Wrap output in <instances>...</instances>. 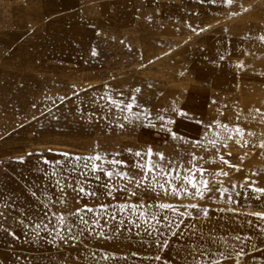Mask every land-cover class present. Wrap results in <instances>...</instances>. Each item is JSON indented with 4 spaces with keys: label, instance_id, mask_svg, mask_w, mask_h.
Segmentation results:
<instances>
[{
    "label": "rangeland",
    "instance_id": "374dc122",
    "mask_svg": "<svg viewBox=\"0 0 264 264\" xmlns=\"http://www.w3.org/2000/svg\"><path fill=\"white\" fill-rule=\"evenodd\" d=\"M262 37L264 0H0V264H157L148 259L158 249L144 227L128 231L125 223L117 231L112 222L91 235L85 232L82 242L68 243L53 239L55 233L49 235L43 225L36 228L46 206L61 196L67 208L53 210L112 203L71 188L62 193L54 170L75 167L77 155L99 151L119 153L129 162L128 171L143 176L131 167L136 157L126 150L146 152L148 146L185 162L190 152L204 156L203 166L213 174H205L209 187L222 184L228 192L223 197L215 192V200L207 199L213 195L209 192L197 201L210 210L197 223L203 240L196 239L223 237L229 256L221 264H264V233L251 215L264 211V195L239 187L242 182L264 187ZM109 95L122 102L119 108ZM133 96V112L122 111ZM174 102L187 117L173 111ZM157 114L171 116L172 129L189 142L145 126L158 125ZM214 120L244 130L231 139L225 135L226 148L217 145L239 170L218 158L209 160L215 155V149L206 150L210 145L193 147L197 138L204 140V125ZM217 169L228 175L215 176ZM151 181L149 174L145 184ZM92 187H98L94 181ZM153 197L155 192L149 193L146 202ZM126 198L117 194L118 200ZM159 199L176 200L162 190ZM103 215L97 217L101 225ZM176 239L170 238L163 256H176L171 247ZM241 249L243 255L237 256Z\"/></svg>",
    "mask_w": 264,
    "mask_h": 264
},
{
    "label": "snow or ice",
    "instance_id": "6c2138e0",
    "mask_svg": "<svg viewBox=\"0 0 264 264\" xmlns=\"http://www.w3.org/2000/svg\"><path fill=\"white\" fill-rule=\"evenodd\" d=\"M225 2L230 4L232 0H225ZM261 39H264V37ZM136 91L139 92L140 89L137 88ZM107 99L118 108L122 103L115 100L111 95ZM136 106L137 101L135 96H133L125 104L122 111L133 112ZM173 111L179 116L187 117L188 115L184 109L176 107L175 102L173 103ZM124 119L127 120L128 117L125 116ZM155 119L160 122L158 125L152 123L145 126L159 127L161 131L170 133L172 138L184 140L186 143L189 142L183 136L178 137V134L172 129L171 126L175 121L171 116L157 114ZM200 123L203 122L201 121ZM243 131L238 124L229 126L226 123L214 120L204 125L202 133L204 140L197 138L193 147L197 144L201 147L210 145V149L206 148V150L215 149V155L209 156V160L218 158L223 163L230 164V161L226 160L223 155H220V149L217 148V145L220 144L226 148L228 145L224 140L225 135L228 139H231L233 133L242 135ZM210 132L213 137L212 139H208ZM260 147L264 148V142L260 143ZM126 151L136 157V159L132 160L131 167L141 170L143 176L128 171L129 162L118 158L120 156L119 153L114 155L101 154L99 151L85 156L77 155L73 159L75 167L61 169L59 173L54 170L52 175L56 177V184L62 193L66 188H71L73 191H78L83 196L90 198H111L112 203L95 205L86 203L81 205V207L66 211L53 210L54 207L61 205L67 208L68 202L64 196H61L52 200L46 206L44 216L40 220V223L36 224V228L39 229L43 225V230L46 233L49 235L55 233L53 239L58 238L60 241L68 243L69 239L73 242L81 241V237L85 232L91 235L93 232H96L97 228L108 227L112 222H115V230L117 231L125 223H128L130 225L127 229L128 231H131V226L133 225L137 228L144 227L145 233L152 237V241L158 251L151 257H148V259L157 262V264H221V261L228 258L229 254L223 247L228 242L223 237L214 235L210 241H205L204 243H200L196 239L199 236L200 240H203V235L197 229V223L203 219H207L210 210L208 204H201L197 201L204 200L206 194L209 192L213 193L212 196L207 197L209 200L216 199L215 192H219L221 197L228 192V189L222 184L218 188L209 187V181L205 174L207 173L209 176L213 174L203 166L204 163L208 162L204 156H197L195 152H190L188 153L190 159L185 162L182 157L166 158L162 151H154L151 146L147 147L146 152L141 149L134 151L132 148H128ZM63 155L67 157L69 154L64 153ZM20 159L23 158L21 157ZM57 163L61 164L62 162ZM186 164L187 166H185ZM121 165L124 167L121 168ZM230 166L239 170V165L230 164ZM149 174L152 176L151 185L145 184V181L149 178ZM227 175L228 173L223 169H217L215 173V176ZM64 176L68 177L67 182L62 179ZM102 176L107 177V179L101 183ZM114 176L117 178L115 181L112 179ZM215 176H213V179H215ZM82 177L84 178L83 180L81 179ZM89 177L91 179H88ZM248 180L249 177L246 175L244 181ZM93 181L98 187H92ZM124 181H127V183H124ZM133 182L134 186L129 187L128 185L133 184ZM236 186L234 182L233 188ZM239 187L241 189L245 187L251 188L254 193L264 195V187H257L255 183L245 185L242 182ZM137 188H143V190L138 193L136 191ZM160 190L165 195L175 197L176 200L174 202L161 201L159 199ZM151 192H155V197L146 202L145 197ZM31 194L34 197L37 195L35 191ZM117 194H123L127 198L118 200ZM240 194V192H235V196H240ZM44 195H47V192ZM132 197H138V199L133 201ZM227 199L231 202L233 195L230 193ZM245 199H247L246 193ZM257 199H259V196H257ZM101 211L104 213L103 225H101L100 219L97 218ZM225 211H228V209H225ZM231 211L236 212L238 209L233 208ZM89 214L91 215L89 216ZM251 215L261 222L257 226L260 228L261 233H264V211L253 212ZM121 216L124 218L121 219ZM53 219L55 220L54 224L52 223ZM46 220L48 223H45ZM152 222L155 223L153 224ZM81 224L84 226L83 228H81ZM182 225L183 227H181ZM2 227L0 225V228ZM13 235L15 234L13 233ZM97 235L103 236L104 233L100 231L97 232ZM137 235H139V232H137ZM65 237H68V239H65ZM171 237L177 238L176 242L171 244V247L176 249V256L169 259L163 256L162 253L169 248ZM234 239L241 240L242 238L239 235H234ZM249 239L251 238L249 237ZM209 244L212 246L210 247ZM218 244L222 246L217 248L216 245ZM228 246L231 247V245ZM235 254L237 256L243 255V250L241 249ZM112 255L115 256V253ZM107 258L108 254L105 253L104 259ZM236 264H239V261Z\"/></svg>",
    "mask_w": 264,
    "mask_h": 264
},
{
    "label": "crops",
    "instance_id": "0c3cea01",
    "mask_svg": "<svg viewBox=\"0 0 264 264\" xmlns=\"http://www.w3.org/2000/svg\"><path fill=\"white\" fill-rule=\"evenodd\" d=\"M17 12H21V9H17Z\"/></svg>",
    "mask_w": 264,
    "mask_h": 264
}]
</instances>
